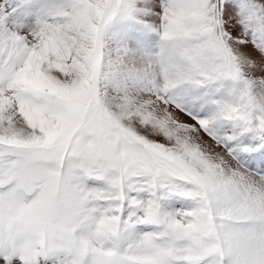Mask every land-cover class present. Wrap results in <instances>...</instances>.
<instances>
[{
	"label": "snow or ice",
	"instance_id": "obj_1",
	"mask_svg": "<svg viewBox=\"0 0 264 264\" xmlns=\"http://www.w3.org/2000/svg\"><path fill=\"white\" fill-rule=\"evenodd\" d=\"M0 264H264V0H0Z\"/></svg>",
	"mask_w": 264,
	"mask_h": 264
}]
</instances>
